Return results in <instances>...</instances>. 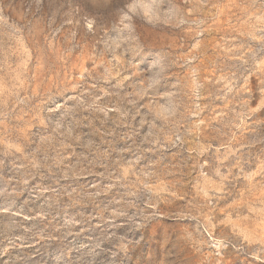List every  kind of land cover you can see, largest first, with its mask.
Masks as SVG:
<instances>
[{"label": "rangeland", "instance_id": "374dc122", "mask_svg": "<svg viewBox=\"0 0 264 264\" xmlns=\"http://www.w3.org/2000/svg\"><path fill=\"white\" fill-rule=\"evenodd\" d=\"M0 264H264V0H0Z\"/></svg>", "mask_w": 264, "mask_h": 264}]
</instances>
